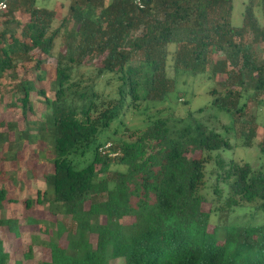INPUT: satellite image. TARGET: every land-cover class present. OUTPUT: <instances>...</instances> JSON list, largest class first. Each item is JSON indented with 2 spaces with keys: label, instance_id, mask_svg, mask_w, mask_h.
<instances>
[{
  "label": "trees",
  "instance_id": "16d2710c",
  "mask_svg": "<svg viewBox=\"0 0 264 264\" xmlns=\"http://www.w3.org/2000/svg\"><path fill=\"white\" fill-rule=\"evenodd\" d=\"M143 2L140 8L133 0H70L58 26L55 12L38 0H11L0 11V78L34 51L45 56L37 65L56 58L54 97L38 90L47 111L33 123L36 132L0 121L16 134L12 142L0 133V212L16 202L8 182L19 191L27 185L2 165L19 159L12 146L28 140L50 169L46 189L27 198L25 209L47 203L75 223L49 224L56 225L52 236L38 245L51 260L42 264H264V222H229L236 209L264 214V163L256 168L213 156L239 143L251 146L257 136L253 120L245 119L250 101L264 106V46L258 48L264 29L256 15L264 14V0H247L239 26L233 0ZM58 39L65 50L54 54ZM85 63L96 68L93 76L75 74ZM187 73L221 77L222 89L210 94L211 105L233 118L226 136L196 116L203 107L185 116L161 107ZM21 90L26 116L36 85L29 81ZM259 147L264 154V136ZM212 160L215 183L208 185ZM20 223L0 217V229L15 236ZM27 223L46 233L51 227L35 216ZM32 237L25 258L39 238ZM13 260L0 234V264H22Z\"/></svg>",
  "mask_w": 264,
  "mask_h": 264
},
{
  "label": "rangeland",
  "instance_id": "374dc122",
  "mask_svg": "<svg viewBox=\"0 0 264 264\" xmlns=\"http://www.w3.org/2000/svg\"><path fill=\"white\" fill-rule=\"evenodd\" d=\"M234 12L233 22L236 26L242 24L244 6L247 0H233ZM70 0H38L39 6H45L48 9L55 12V26H58L62 18L67 14ZM20 16V14H17ZM261 26L264 29V14L262 12H256ZM264 43L258 45L259 49H262ZM173 49V47H172ZM63 40L58 39L56 42V48L54 54L58 51H63ZM33 56L30 59L20 60L17 65L8 70L2 78H0V121L4 120L6 123L15 122L16 131L23 129H32V133H35L33 129L34 122H41L44 120L47 107L43 102V96L38 93V90H46L48 95L54 97L53 82L56 78V58L50 57L45 60L41 65H37L41 56L38 51H34ZM96 68L88 63H85L80 68L75 70V74L94 75ZM174 74V72H172ZM219 78H214L208 73L198 74L194 76L190 73L180 74L178 76L177 89L179 92L173 93L168 101L161 105L165 107L168 112H172L177 116H185L189 110H196L203 107L202 112H197L196 116L209 126L220 131L226 136L224 126L233 123V118L226 112L218 110V108L211 105L213 95L210 94L212 88L222 89L219 84ZM34 82L36 90L30 95V101L32 104V110L28 111L27 115L23 114L22 103L20 98L22 97L21 87L26 82ZM178 94V95H177ZM179 96L180 98H178ZM246 119L253 120V125L257 126V136L253 140L251 146L243 145L242 143L236 144L233 149H223L213 153V156L221 155L227 160L234 159L239 161L244 159L250 162L254 167L258 168L261 163H264V154L261 153L259 143L264 136V106L257 104V100L250 101L246 110ZM244 119V118H242ZM240 122H237L235 126V134L232 133V142L236 141V137L239 135ZM0 133H8L10 140L14 142L15 133L8 131L7 125L0 124ZM45 146L43 142L38 143ZM22 148L19 147L17 142L12 146L14 149H18L19 159L10 161L8 164H3L2 167L9 172V174L16 177L20 182L23 181L27 184L22 191L13 187L12 182H8L11 189V195L16 202L7 204L6 208L0 212V217L6 218L10 216H16L20 219V235L15 236L10 232L0 229V234L4 238L8 249L12 252L14 260L21 259L22 264H42L43 261H50L49 249L43 248L38 245L42 240L48 241L52 236L56 225L53 224L58 220L62 221L69 229L75 227V223L70 216H65L63 213L53 214L49 210V205H34L33 208L25 209V200L27 198H36L38 191H44L46 189V182L44 178L45 172H48L50 165L45 159L38 158L39 147L36 144L30 143L28 140L22 142ZM9 143H5L1 147L2 155H6L9 149ZM16 149V150H17ZM13 153V152H12ZM11 154V153H10ZM200 152H196L195 156H200ZM215 165V160L210 161L206 165V178L207 184L211 185L215 183V176L212 170ZM119 168V166H113V170ZM123 168V167H120ZM208 197H214L211 189L208 190ZM208 207V206H207ZM28 216L40 217L43 220V225L51 226L49 233L44 232L45 226L40 230V226L35 229L29 226L27 223ZM126 222H130L131 219H125ZM229 222L236 224H259L264 222V214L261 212H255L253 209L235 210L230 215ZM33 235L38 236L36 244H34V253L31 258H25L24 252L27 251L29 245L33 242ZM94 238V237H93ZM40 241V242H39ZM62 244L67 245L65 241ZM13 260V261H14ZM122 259L115 261V264H121Z\"/></svg>",
  "mask_w": 264,
  "mask_h": 264
},
{
  "label": "built area",
  "instance_id": "2783aa9c",
  "mask_svg": "<svg viewBox=\"0 0 264 264\" xmlns=\"http://www.w3.org/2000/svg\"><path fill=\"white\" fill-rule=\"evenodd\" d=\"M10 1L11 0H1L0 1V11L6 10L8 8V6H9V2ZM133 1L138 7H140V8L144 7L143 0H133Z\"/></svg>",
  "mask_w": 264,
  "mask_h": 264
}]
</instances>
